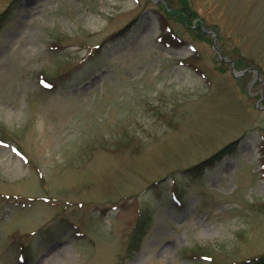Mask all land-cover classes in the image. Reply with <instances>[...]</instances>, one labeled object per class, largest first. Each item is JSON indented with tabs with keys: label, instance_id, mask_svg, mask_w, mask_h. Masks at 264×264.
Listing matches in <instances>:
<instances>
[{
	"label": "rangeland",
	"instance_id": "374dc122",
	"mask_svg": "<svg viewBox=\"0 0 264 264\" xmlns=\"http://www.w3.org/2000/svg\"><path fill=\"white\" fill-rule=\"evenodd\" d=\"M259 255L264 0H0V264Z\"/></svg>",
	"mask_w": 264,
	"mask_h": 264
},
{
	"label": "trees",
	"instance_id": "16d2710c",
	"mask_svg": "<svg viewBox=\"0 0 264 264\" xmlns=\"http://www.w3.org/2000/svg\"><path fill=\"white\" fill-rule=\"evenodd\" d=\"M184 8H187V7H184ZM181 9V8H180ZM188 9V8H187ZM166 11H169L168 9H166ZM170 13V11L168 12ZM175 13H180L179 11H176V12H171V14H175ZM176 15V14H175ZM177 17H179L184 23L187 22V18H184V15H177ZM201 33L205 34V31L203 29V27L201 26L200 29ZM162 31L165 33L166 35V38L168 39H174L176 37V35H174L171 31L172 29H168L165 28V26H163V29ZM225 149V148H224ZM223 151V149L219 150V152H217L216 155L218 154H221ZM138 225L135 226L134 230L132 231L131 233V236H130V240H129V244H130V248H137V243H138V237H139V230H140V227H137ZM256 260H259V263L263 262L262 260L264 259V255L262 256H257L255 258Z\"/></svg>",
	"mask_w": 264,
	"mask_h": 264
},
{
	"label": "water",
	"instance_id": "95a60500",
	"mask_svg": "<svg viewBox=\"0 0 264 264\" xmlns=\"http://www.w3.org/2000/svg\"><path fill=\"white\" fill-rule=\"evenodd\" d=\"M213 35H215V33H213ZM213 43H215V42L213 41Z\"/></svg>",
	"mask_w": 264,
	"mask_h": 264
}]
</instances>
